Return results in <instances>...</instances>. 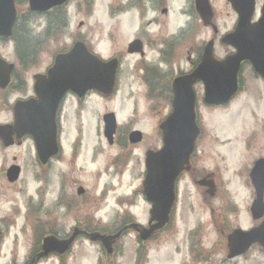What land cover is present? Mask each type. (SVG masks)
Instances as JSON below:
<instances>
[{
  "label": "flooded vegetation",
  "instance_id": "flooded-vegetation-1",
  "mask_svg": "<svg viewBox=\"0 0 264 264\" xmlns=\"http://www.w3.org/2000/svg\"><path fill=\"white\" fill-rule=\"evenodd\" d=\"M72 1L69 0L62 7H56L40 14L39 17L45 21V27L42 32L37 33L30 28H21L18 30L21 35L20 38L14 37L13 32L6 41L0 39V43L12 45L14 59L13 62L7 61L9 65H12V69L9 83L5 90L0 91V95L6 94L11 89L14 90L13 93H30L26 97H20L15 101H10L12 95H8L6 107L3 108L8 117L0 122V126L6 127L7 131L5 137L0 136V253L4 244L8 241L16 243L19 235L21 238L28 236L33 242L32 244H37L39 247H31L27 261L24 264H28L37 254L42 253L43 242L46 238H54L57 242L68 243L71 241V235L74 230L76 234L79 231L86 234L95 232L90 225L93 224L94 220L102 222L101 217H97L96 214L102 210L101 207L106 208L108 206V195L115 198V204L113 202L112 206L117 205L124 208L126 203L129 207L131 206L129 200L135 196L134 193L126 198H117L115 195L116 188L114 186L111 187L110 184L107 187L104 185L100 192L93 191L76 179V174L98 175L99 177L101 175H114V177L119 175L121 178L126 173L132 174L133 170H135V166H132L133 163L139 165V170L141 171V162L134 153L137 148L142 146L145 139L143 131L136 128L134 124V116L141 104V98L145 101L148 120L154 119L155 116L151 114L160 111L162 104L165 105L167 103L166 105L169 107V113L156 124V131L160 135L162 142L159 126L167 116L171 115L173 110V83L181 78L191 82L192 93L195 97L196 125L199 135L189 159V171L180 175L176 181L175 206L171 214L173 217L178 203L179 187H182L187 182V179H191V185L196 187L201 194L202 201L206 202L209 207L210 200L218 195L219 187H217L215 178L222 179L221 175H225L227 171L222 165L223 171L219 175L217 168L209 167L212 169L207 171L204 166L206 150L203 145L201 146V142L203 137H205V129L203 127L205 119L198 106L197 98H201L202 107L209 117L212 116V113L215 115L213 119L220 126L219 131L222 132V126L230 125V118H225V116L231 114L233 109L227 114L225 111L228 107L231 105L234 108L235 106H240L242 104L240 101L245 95H250V92L255 90L260 95L261 90L264 88V79L255 73L249 62L243 61L238 67L237 88L234 96L225 104L207 105L204 103L206 95L204 81L208 77L205 76L204 79L195 80L192 75L203 63L206 47H212L213 59L221 64L226 57L235 52L233 48L222 44L221 40L224 34L231 33L237 26L236 15V22L233 28L218 37V27L212 22L213 13L210 0H202L203 4L200 3L199 6H197L196 0H186L189 6L187 8L182 6V8H178V12L176 11V15L183 19V24L175 30L171 28L172 18L169 17L170 11L166 7V3L169 0H120L119 3L114 1L109 6L108 19L112 22L110 31L112 30L115 33L118 25L119 30L117 31L121 30L123 32L121 34L128 30L130 34H133V37L121 47L116 45L115 38H110V31L108 33L109 47H105L101 41L93 44L88 37L89 31L84 33L81 30L89 27L87 22L93 15L95 0H75L73 13L80 20L73 33L71 44L69 47L65 46L56 51L52 55L51 62L42 72L34 74L31 77V83H29L26 75L33 68H36L40 61L37 60V55L32 56L30 59L23 52L17 51V49L22 42L30 40L28 37L29 32L32 34V41L39 43L40 56L49 45L55 44L64 37L70 26V14L67 8ZM262 4L263 0H256L252 23L259 20ZM205 9H208V15L203 14L202 11ZM133 15L136 17L133 18ZM173 15L175 16L174 9ZM129 17L134 19L130 29L127 27L129 23L127 19ZM52 26L62 27V29L55 32ZM205 28L212 32V36L207 40L203 38ZM78 43L83 44L89 54L104 63L112 64L113 90L108 94L90 90L82 95L67 91L59 100L53 132L50 135L48 128H44L41 132L40 145H37L34 138L26 133V128L31 122L29 121V116L20 105L36 99V94L34 93L35 77L37 75L45 77L49 69L54 65V58L57 55L69 53ZM220 46L229 48L230 52L224 53L223 56H218L216 49ZM107 50L110 52L108 56ZM207 68L209 73L217 74L218 77L221 76V67L209 66ZM251 84L256 85L254 89L251 88ZM126 90L129 92L127 97L124 93ZM122 92L125 95V99L132 102L131 119L123 125L119 123V117L121 116L115 110L119 103L122 104V102L117 101ZM158 98L161 100L160 105L156 103ZM92 100L98 101L104 111L99 116V124H97L95 130L96 136L100 137V140H98L97 145L90 149L88 143L83 139L86 136H84L82 126H77L72 122L74 120L73 116H80ZM109 114L113 115L114 136L112 141L109 140L106 134L107 124L105 119ZM261 129L264 133V125H261ZM228 131L235 132L231 128ZM134 132L142 135L139 143H134L131 140V134ZM231 134V137L233 136L231 141L221 142L219 138H216L218 142L216 147L225 149V152L229 154L230 151L236 149L237 143L244 145L243 154L247 161L243 170L240 171L241 173L239 172L238 174L245 175V186H247V189L254 197L255 187L253 182L250 181L249 175L252 174L256 163L264 161V144L257 143V135L255 133L250 134L247 138L245 136L246 141H243L238 135L234 136L233 133ZM261 138L264 139V137ZM101 143H104L106 147L104 148ZM25 144H29L27 146L29 155L24 158L17 154L14 155ZM87 149H90L88 154ZM113 149H119V151L111 157L109 155L105 157L106 162L101 170L98 167L99 157L102 156V153L104 154L106 151ZM157 151V148H149L145 151L144 156L148 152ZM6 153L10 156L9 160L5 157ZM136 159L138 162H136ZM219 162L221 161L217 159V163ZM29 166H31V169H29ZM10 170H19L20 174L19 177L17 176V180H13L10 175H7ZM86 171L88 174H84ZM25 176L28 178V183L24 178ZM201 181H206L207 186L201 187L199 185ZM24 182L25 184L27 183L24 189L21 186L18 187ZM87 195L90 197H87ZM100 201H104V203ZM94 206L96 207L93 208ZM84 210H90L88 212H91L92 215ZM114 210L112 208V214ZM106 211L110 212V210ZM124 214L118 213L117 219L122 218ZM171 216L166 227L171 226L173 220ZM250 219L253 225L241 231L248 233L264 222V220H254L251 216ZM89 221L91 222L90 224ZM128 222L121 220L117 228L127 226ZM55 228H69V230L62 232ZM238 228L240 227L237 226L234 229ZM16 229L19 231L11 235V232ZM81 237L85 238L84 236ZM77 242L74 243L77 244ZM119 243L120 241L116 242L113 247V253L105 257L108 262L112 263L117 258V255L120 254ZM71 247L70 245L63 254L54 257L49 256L45 260L58 258L62 261L70 255ZM255 248L260 249V254L264 257L263 248L259 244L253 243L244 253L235 256L231 261L246 262ZM100 249L102 252L104 251L101 247ZM257 264H260V262H257Z\"/></svg>",
  "mask_w": 264,
  "mask_h": 264
},
{
  "label": "rangeland",
  "instance_id": "rangeland-1",
  "mask_svg": "<svg viewBox=\"0 0 264 264\" xmlns=\"http://www.w3.org/2000/svg\"><path fill=\"white\" fill-rule=\"evenodd\" d=\"M114 1H117L118 3L120 2V0H95L93 15L87 22L89 27L81 30L84 33H88L89 31L88 37L93 44L101 41L105 47H109L108 33L112 26V22L108 19L110 11L109 6ZM210 1L213 13L212 22L218 27V37H221L224 33L229 32L233 28V25L236 22V14L231 9L227 0ZM74 2L75 0H73L67 8L70 14V26L66 35L59 39L55 44L49 45L42 53L39 58V65L26 75L29 83H31V77L34 74L42 72L51 62L52 55L56 51L65 46L69 47L71 44L74 35L73 33L80 20L73 13V8L75 7ZM182 6L187 8L189 4L186 0H169L166 3V7L170 11L169 17L172 18L171 28L173 30L183 24V19L176 15V11L178 12V8H182ZM19 9L21 11L27 10V3L24 2V5ZM173 9L175 16L173 15ZM135 15H133V18L136 17ZM158 16L161 17L159 14ZM133 18L129 17L127 19L129 21L127 27H129V29L133 25ZM44 27V19L38 18L33 21L30 28H33L34 31L40 33L43 31ZM117 30H119L118 25ZM117 30L115 33L111 30L109 36L110 38H115L116 45L121 47L133 37V34H130L129 30L124 34H121L123 33L121 30L119 32ZM117 36L119 37V41ZM211 36L212 32L208 28H205L203 38L207 40ZM229 52L230 49L223 46L216 49V54L218 56H223L224 53ZM109 53L110 52L107 50V56ZM0 56L6 61L13 62L12 45L0 43ZM255 86V84H251L252 89H254ZM13 92L14 90L11 89L7 91L6 94L2 96L0 95V122L6 120L8 117L3 110V108L6 107L8 95H12L10 101H15L20 97H26L30 94ZM124 93L126 94V97L129 94L128 90ZM124 93L122 92L117 99V101L122 102V104L119 103L115 108L121 116L119 117V123L121 125L126 124L131 119L132 110V102L125 99ZM197 100L199 104L198 106L205 119L203 123L205 137H203L201 142V146L203 145L206 150L204 166L207 171L213 167L217 168L219 175L223 171L222 165L227 169L225 175H221L222 179L219 180L215 178L217 181V187H219L218 195L214 199H209L210 205L208 207L206 202L202 201L201 194L196 187L191 185V179H187V182L182 187H179L178 203L173 215V226L171 224L172 228L158 235L155 241H152L153 243H147L145 245L146 250L142 251L138 258L136 257V251L138 249L136 236L133 233L129 235L126 234L119 243L121 257L116 258V262L119 264H138V262H143L145 264H197V262H194L191 259L194 255L198 258H202V264H257V262L264 264V257L260 254L261 251L258 248L252 250V255L249 256L246 262L239 260L228 261L226 259L227 247L225 235L237 226L241 229H247L253 225L248 208L254 197L247 189V186H245V175L238 174L243 170L247 161V158L243 154L244 145L237 143L236 149L230 151L229 154L225 152V149L216 147L218 143L216 138H219L221 142L231 141V138L233 137H231V133H233L234 136L238 135L243 141H246V138L249 137L250 134L255 133L257 135V143L264 144V139L261 138L264 137V133L261 129V125H264V88L261 90L260 95L259 93H256V90L250 92V95H245L240 101V103H242L240 106H235L234 108V106L231 105L228 107L225 111L227 114L233 109L231 114L225 116V118H230V125L222 126V132L219 131L220 126L213 119L215 115L212 113V116L209 117L202 107L201 98L199 97ZM156 103L160 105V98L157 99ZM166 104L167 103L161 105V108L159 109L160 111L151 114L152 116H155L153 120H148L145 101L141 98V104L134 116V124L136 128L143 131L145 138L142 146L137 148L134 152L135 156L138 157L141 162V171L139 170V165L133 163L132 166H135V170H133L132 174L130 175L129 173H126V175H123L121 178L119 175L116 177H114V175H101L99 177L98 175L76 174V179L90 187L93 191L96 190L97 192H100L102 188H104V185L107 187V185L110 184L111 187L114 186L116 188L115 195L117 198H126L133 193L135 194V196L129 200L131 206L129 207L126 203L124 208L117 205L112 206L115 198L108 195V206L106 208L101 207L102 210L96 214L97 217H101L102 222L94 220L93 224L90 225L93 229L99 231L103 230L109 233L117 228V225L120 224L121 220L134 221L142 226L147 225L150 205L145 201L144 197L138 193V190L141 189L144 178L143 160L145 151L149 148H157L160 150L162 147L160 135L156 131V124H158L169 113V107H167ZM103 111L104 109L100 103L96 100H92L80 116H73L74 120L72 123L77 126H82L84 136H86L83 139L88 143L90 149H92L94 145H97L98 140H100V137L96 136L97 134L95 130L97 124H99V116ZM229 128L235 132H227ZM28 145L29 144H25L20 148L21 151L17 150L14 155L17 154L22 158L28 156ZM101 145L104 148L106 147L104 143H101ZM90 149L86 150L87 154L90 152ZM118 151L119 149H113L106 151L104 154L102 153V156L98 159V167L101 169L104 166L106 156L109 155V157H111ZM5 157L7 160L10 159V156L7 153L5 154ZM217 159L221 162L217 163ZM136 162H138L137 159ZM94 168L97 170L96 167ZM29 169H31V166H29ZM84 174H88L87 171ZM24 178L28 183V178L26 176ZM27 183L25 184L24 182L18 187L21 186L22 189H24ZM87 197L90 196L87 195ZM100 202L104 203V201ZM95 207L96 206L93 208ZM112 208L115 209L113 214ZM106 210H110V212H107ZM88 211L86 212L92 215V213ZM117 212L125 214L122 218L117 219ZM90 223L91 222L89 221V224ZM58 230L64 232L68 231L69 228H60ZM18 231V229L13 230L11 235H14ZM194 232H196V234L193 237ZM198 242H200L201 249H196L195 247ZM32 243L33 242L28 236L21 238L20 235L16 243L8 241L1 249L0 264H23L27 260L30 249L33 246ZM145 252H147L146 255ZM99 260L100 264L105 263V258L104 255L101 254L100 247L90 244L87 241H79L71 251L70 255L64 260L60 261L57 258H51L42 261L40 264H98Z\"/></svg>",
  "mask_w": 264,
  "mask_h": 264
},
{
  "label": "water",
  "instance_id": "water-1",
  "mask_svg": "<svg viewBox=\"0 0 264 264\" xmlns=\"http://www.w3.org/2000/svg\"><path fill=\"white\" fill-rule=\"evenodd\" d=\"M66 1L29 0V10L41 13L60 6ZM229 1L238 13L239 23L235 31L223 37L221 42L232 46L236 52L227 57L221 64L213 59L212 47H206L203 63L192 75L195 80L208 77L204 81L206 85L204 101L210 104H223L236 92L238 67L243 61H249L255 72L264 78V6L260 21L251 25L255 0ZM196 3L199 6L200 3L203 4V1L196 0ZM202 12L208 15V9ZM15 20L14 0H0V37L5 39L10 37ZM209 66L221 67V76L218 77L217 74L209 73L207 68ZM10 71L11 66H7L0 60L1 88H5L7 85ZM113 79L112 64L100 62L87 52L83 44H76L68 54L56 57L55 64L49 71L47 79H43L41 76L36 77L35 92L38 100H31L20 105L31 122L26 128V133L33 135L35 141H40V131L44 128H48L51 135L55 128L54 118L59 100L67 90L82 95L89 89H95L105 94L111 91ZM173 86V111L160 127L164 148L157 154L147 153L146 158L147 175L143 184V194L146 200L152 204L150 226L148 229L136 225L129 227V229L139 233L141 241L148 240L155 231L161 229L168 222V216L175 200L174 182L177 176L187 169L194 140L198 135L191 82L181 78L177 79ZM105 122L107 124V136L111 139L114 132L113 115L107 116ZM5 128L0 127V136L4 134L1 130ZM4 131L7 133L6 130ZM131 140L137 143L141 140V135L137 132L132 133ZM36 143L40 145L38 142ZM8 175L15 180L18 171H11ZM250 176L257 193L252 206V215L254 219H260L264 213V163L257 164ZM152 222L155 224L152 225ZM126 229L128 228H124L115 236L90 235V240L100 241L107 251L111 252L112 244ZM75 237L76 234L73 235L72 239ZM227 241L229 259L244 253L250 245L256 242L264 249V222L248 233L234 231L228 236ZM70 242L63 243L57 242L54 238H46L43 242L42 253L37 258L47 257L51 253H64Z\"/></svg>",
  "mask_w": 264,
  "mask_h": 264
},
{
  "label": "trees",
  "instance_id": "trees-1",
  "mask_svg": "<svg viewBox=\"0 0 264 264\" xmlns=\"http://www.w3.org/2000/svg\"><path fill=\"white\" fill-rule=\"evenodd\" d=\"M35 16L31 15V14H27V15H20L18 17V21L15 25L14 28V37H21V35L18 33V30L21 28H25L26 27V22L25 19L27 20V28H28V23L34 19ZM52 29L57 32L59 30L62 29V27H58V26H52ZM28 37L30 38L29 41H24L21 43L20 47L17 49V51L23 52L27 57H29L30 59L32 58V56H36V52H37V48L39 46V43L37 41H32V34L29 32L28 33ZM22 46V49H21Z\"/></svg>",
  "mask_w": 264,
  "mask_h": 264
}]
</instances>
